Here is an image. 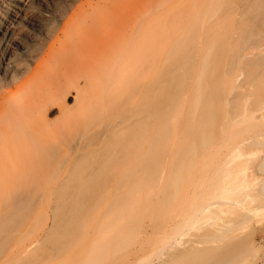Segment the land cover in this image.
Returning <instances> with one entry per match:
<instances>
[{"label":"bare ground","instance_id":"bare-ground-1","mask_svg":"<svg viewBox=\"0 0 264 264\" xmlns=\"http://www.w3.org/2000/svg\"><path fill=\"white\" fill-rule=\"evenodd\" d=\"M134 1H137L136 4L139 2V0ZM136 4L134 3L137 7ZM261 6L264 9V0L261 2ZM132 8L135 11L137 9H134L133 6ZM101 14L103 16L102 12L99 15ZM97 15L95 14L93 17L88 15V20L86 19L87 16L83 17L86 19H84L85 21L90 22L87 30L84 29L86 26L83 27V30L82 27L81 29L78 28L80 31L73 28L75 31L71 32V37L76 39H68L69 43L67 40L60 49L58 48L59 51L54 58L52 57L54 59L53 64L47 65V67L45 64V69H41L39 73L37 71V78L34 81L24 79L25 81L20 82L25 77H23L24 71H21L10 61V57L13 55L11 48L14 47V44L10 46L8 43L3 44L0 54V81L1 84L5 85L0 84V264H113L114 262H111L114 261V256L119 255L116 250L120 252L121 249H125L126 244L128 246L131 243L129 241L131 237L134 243L132 242L133 244L128 248H132L133 245L138 247L135 246L134 251L129 250L130 252H127L129 254L127 261L132 258L130 264H170L171 262L173 264V260L177 262V259L180 260L187 252H194L200 249V246L215 244L213 247H220L223 243L225 245V242H228L226 240H230L231 236L234 237V230L235 233L236 230L240 231L253 219L252 217L258 216L264 211V204H262L264 179L261 181L262 186L260 185L261 182L256 180L262 188L258 193L259 186H255V178H253L254 182L250 180L249 183L248 175L246 178L240 177L242 179L248 178L246 182L239 178L238 173H224L219 180L220 182L217 181L216 183L213 182L216 179L215 175L213 177L208 176L210 195L215 192L212 195L213 198L193 209L188 215L170 223L165 230L156 223L158 214H160L159 208L161 211L165 208L162 198L157 203L158 194L161 190H163L161 192H165V188L167 191L172 181L171 179L165 180L170 185L165 183L164 177L167 176L168 178V172L162 166H155L151 144L149 147L151 141L152 95L150 92L152 90L150 89L152 88V81L151 84L148 81L153 77H147L149 79L145 77V80L143 77L145 74H140L144 71L140 70L148 68L150 72L149 66H152V61H150L152 57L149 58L151 40L99 39L98 35L96 39L94 31L97 27L96 29L94 27L99 21ZM160 15L156 16L158 18L155 17L157 19L155 22H158V19L160 20L162 17L163 19L166 18H164L165 15ZM168 15L166 16L168 17ZM175 16L173 17L175 18ZM170 19L173 20V18ZM164 29L166 28L164 27ZM175 30L177 29L175 28ZM161 31H158L159 34L163 33ZM93 34L95 35L93 36ZM127 35L129 36V34ZM252 41L253 46L250 48L243 47L238 52V56L240 57L242 53L243 60H249L255 55L254 51H258V54L263 56L258 65L264 68V54L261 51L264 48V39H252ZM180 57L183 60L185 58L182 51ZM114 64H117V69L119 68L118 65H121L123 70L118 69L122 72H118L119 75H117L119 80L115 83L116 91L117 89L123 90L117 88L122 84L123 87L126 86L127 89L125 87L124 89L128 91V94L125 90L120 93L117 91L121 95L119 99L115 89L116 96L113 95L114 91L112 93L104 88L109 85L108 77L115 74V71L112 72L111 70ZM135 64L138 68L135 67ZM184 66H188L185 61ZM235 68L236 62H232L230 67V72H233L231 82L236 84L237 88H243L245 85L244 73L237 72ZM117 69L116 71H118ZM136 71L141 76L139 75L138 78L135 76L136 79H134V75H138ZM132 72L136 74H132ZM76 75H80V77ZM82 80L83 86H88L90 89L84 87L90 91H86L83 86H80ZM17 82L21 85L17 88H11ZM6 86L8 87L7 91L4 89ZM71 86L76 91H79L80 88L81 92L84 90L88 92L82 93L84 96L87 95L85 96L86 100H83L87 101L89 97L91 103L87 101L88 103L83 102L79 105H86L87 107L89 105V111L94 109L97 112L101 108L100 106L105 107L103 99L106 100V104L110 100L112 103V97H114L113 102L115 101L117 104L118 101L116 106H118L117 108L120 107L119 112L113 106L114 110L109 111L110 113L107 115L111 117V114L115 112L113 114L115 120H111L113 116L111 119L109 118L111 121L107 117L106 119L109 121L105 119L108 122H102L106 125H102L100 122L101 128L98 126V129L95 128L94 130L101 132H97L100 133L99 136L103 133V136L101 135L99 138L102 139L99 142V149L101 150L109 136L114 135L121 128L131 126L129 131L127 130L130 134H126V140L132 139L130 141L124 139L127 147L124 145L125 148L114 153L113 161L112 158H110L111 161L108 160L109 158L104 161L105 159L102 157L103 162L99 161V166L96 162L97 166H95L93 163L88 164L85 159L87 144L89 143L87 142V135H89L91 128L96 127L94 125L96 123L93 124V127L91 124L89 131L90 126L83 131L85 133L88 131V134H81L69 152L62 147V143L61 146L57 141V137H60L58 134L60 128L56 127L58 130L51 128L50 125L54 122L52 123L48 119V115L53 106L59 108V113L62 114L60 117L65 113L69 114L68 112L72 108L67 106L66 98ZM81 88L84 90L82 91ZM21 89L23 91L22 96L17 98L18 91ZM102 90H105V94L106 92L111 93L110 100L108 95L107 99L105 94L102 95L103 92H100ZM90 92L91 94L88 96ZM92 93L100 98V103L98 99H94L95 95ZM78 96L79 93L77 98ZM111 103L107 106V110H110L108 108H110ZM234 104L235 102H233ZM80 107L74 111L83 110L85 112L82 109L85 106H82L81 110ZM85 109L87 110V108ZM250 111L252 113L260 112V118L264 119V87L261 88L259 99L255 105H252ZM78 113L80 112L76 114ZM93 119V122L95 119L98 120V115ZM48 127L51 129L50 133ZM46 131L47 133H45ZM94 131L93 133H95ZM263 133L243 136L234 145L232 153L229 154L234 159L245 161V165L239 169L242 174H245L248 167L249 171L252 168L251 165H257L259 170L264 171ZM57 146L60 150H57ZM170 170L172 173L176 172L172 168ZM172 176L174 175L172 174ZM162 182L164 183L162 184ZM163 187L165 188L163 189ZM254 187L258 189L255 188L257 189L255 190ZM154 196H156L157 203L154 214L157 218L152 214L151 218L154 217L152 221L141 220L137 223L134 214L138 208L135 206L139 207L142 204V214L145 218L149 211L151 213L155 200ZM144 199L147 201H145V205ZM160 202L162 204L159 205ZM224 214H233L231 217L233 219L230 218L225 221L222 217ZM42 217L45 221L39 227ZM35 224L36 227L38 225V228H33ZM242 225L244 227H240ZM203 227L209 228V231L206 232L208 236L205 237V239L209 238L207 241L192 242L193 244L186 241V237L191 231H198ZM32 229H36L37 232L33 230V233ZM229 232L231 233L230 237H228ZM242 233L244 232L242 231ZM127 235H130V237L128 236L130 239ZM225 235L228 238L219 244L220 241H223L221 240L223 237L226 238ZM146 245L149 250L145 249L147 254L141 257L140 253L144 254ZM113 248L118 249L114 250Z\"/></svg>","mask_w":264,"mask_h":264},{"label":"rangeland","instance_id":"rangeland-1","mask_svg":"<svg viewBox=\"0 0 264 264\" xmlns=\"http://www.w3.org/2000/svg\"><path fill=\"white\" fill-rule=\"evenodd\" d=\"M132 1L134 0H0V54L2 53L3 44L8 43L9 46L14 44V47L11 48L13 55L10 57V61L21 71H24L23 77H25L20 82L22 83L25 80L34 81L37 78V71L39 73L47 65L51 66L53 64V58L62 45L68 39H76L71 37V32L75 31L73 28L78 30V28L81 29L82 27L83 30V27L86 26L84 29L87 30L90 22L85 20L95 14H98L97 16L99 17L98 24L96 23L94 27L95 29L97 27L96 31H94L96 35L93 34L96 39L98 35L99 39L151 40V52L149 51L151 55L149 53V58L152 57L150 60L152 61V66L149 67L150 72L152 71L153 74L149 72L148 68L140 70L148 71L146 73L140 72V74L146 75L143 76L144 79L149 76L153 77L150 78V81L147 80L149 83L152 81V88L150 89L149 87L152 90L150 92L152 95V111L151 143L149 142V147L151 144L155 157V166H162L168 172V178L165 176L167 179L164 177V181H169L170 179L172 181L170 182V184L172 183L171 185L168 181H165L170 186L168 185L167 191L163 187L165 192H161L163 191L161 190V195L158 194L159 196L157 197V203L161 198L163 199L165 208L162 211L159 208L160 214H158L156 223L165 230L167 225L188 215L193 209L213 198L212 195L215 192L210 195L211 189L210 184H208V176L213 177L215 175L216 179L213 182L216 183L223 177L224 173H238L239 178H246L248 175V182L250 183V180L252 182L255 181V186H259V189L257 187H254V189L257 188L258 193L262 190L260 185L262 186L261 181L264 179V171L259 170L257 165H251L252 168L248 171V167L246 170L248 172L246 173L245 171V174H242L239 169L245 165V161L234 159L229 154L232 153L234 145L243 136L264 132V119L260 118V112L252 113L250 111L252 105H255V102L259 99L261 88L264 87V68L258 65L263 56L259 55L258 51H254L255 55L249 60H243L242 53L240 57L238 56L240 49L253 46L252 39H264V9L261 6L263 0H139L137 4V1ZM131 5L135 7L134 9L137 8L136 11L133 10ZM101 12L103 16L102 14L99 15ZM157 15H165L164 18L166 17L165 19L162 17L163 20L158 19L161 24L155 22ZM86 16V19L83 18ZM100 16L102 17L101 20ZM170 18H173V20ZM155 25L158 27L156 28ZM164 27L166 29L163 30ZM142 28L145 29L142 30ZM169 30L171 31L169 32ZM140 31L143 33L141 34ZM158 31L168 33H162V35ZM88 37L87 39H90ZM67 43H69V40ZM181 51L185 55L184 60L180 57ZM261 51L264 54V48ZM38 59H40L39 62ZM184 61L187 62V67L184 66ZM232 62H236L235 69H237V72L244 73L245 85L243 88H237L236 84L231 82L233 72H230V67ZM116 65L114 64L111 69L112 72L115 71V74L113 73L112 77L107 76L110 82L107 87H104L110 92L114 91V89L116 91L115 83L119 80L117 75L123 71L120 67L121 65H118V69L122 70L121 72ZM135 67L138 68L136 64ZM136 73L132 72V74ZM140 74L134 75V77L137 76L138 78ZM78 76L80 77V75ZM80 83V86H83V80ZM1 85L5 86L4 84ZM20 85L17 82L14 86L11 85V88H17ZM122 85L117 88H120V90L127 89L125 85V89ZM84 86L83 88L86 91L90 89L88 86L85 87L89 89ZM72 87L68 89L69 95L66 98L67 106L72 108L68 112L69 114L65 113V115L63 114L64 118L63 116L60 117L62 114L60 115L59 108L53 106L48 115V119L52 123L54 122V124L50 125L51 128L56 130L60 128L63 131L58 130L60 137H57V141L60 145L62 143L63 146H61L69 152V150L71 151L70 148L78 141V137L85 133L83 131L90 126L89 131L91 124L92 127L95 125L96 127L91 128L89 135H87V142L89 143L87 144L85 159L88 164L93 163L95 166L98 163L100 164L99 161L103 162L102 157L105 159L104 161H107L106 159L108 158L111 161L110 158L113 157L114 153L120 152L122 148H125V142L132 139L126 140V134H130L127 130L129 131L131 126L121 128L117 133L111 135L112 137L109 136L106 139L107 141H105L104 148L101 150L99 149V142L102 139L100 140L99 138L103 133L99 136L101 132L97 131L100 132L98 134L94 130L98 126V128H101L100 126L106 125V123L103 124L102 122L107 117L108 119L112 118L115 112L111 114V117L107 115H109V111L114 110V107L119 112L120 107L117 108L118 106H116L118 105L117 97H115L116 104L115 101L113 102L114 97L111 96L110 92L105 94V90L100 91L101 93L103 92L102 95L105 94L106 99L109 97L110 100L111 96L113 100L112 103L110 100L106 104V100L102 98L105 101V107L100 106L102 109L100 108L98 110L99 113H97L98 111L96 110L97 112H95L92 108L94 112L92 110L89 111L88 104V107L82 105L87 110L79 105V103L83 104L84 102L86 104L87 101L90 103L91 101L89 97L87 101H84L86 100L85 96H87L82 94L85 91L84 89L81 88L82 91L84 90L81 92L80 88L79 91H76ZM7 88V86L4 87L5 91H7ZM123 90L119 91L117 89L119 93L123 92ZM115 91L114 93L112 92L113 95L118 93L117 91L115 93ZM22 93V89L19 90L17 98H20ZM78 93V98L82 94L79 100L77 98ZM119 93L117 95L118 99L119 96L121 97ZM90 94L91 92L88 96ZM95 97L94 99H98L99 102L100 98ZM233 102H235L234 105ZM94 103L92 102V104ZM110 103L111 106L108 108L110 110H107V106ZM80 106L85 112L81 110ZM79 107L81 111L75 112L74 110ZM111 107L113 108L111 109ZM71 111L73 114H71ZM77 112L80 113L76 114ZM118 112L116 113L118 114ZM96 113L98 120L95 119L93 122V118L97 117V115L93 117ZM111 120H115L114 116ZM100 122L102 125H100ZM49 127V130H46L50 133L51 129ZM88 131L86 132L87 134ZM91 132L93 134H90ZM127 137L129 136L127 135ZM56 148L60 150L59 146ZM170 168L177 173H172ZM253 178H255L254 181ZM247 179L242 180L247 182ZM257 179L259 183L261 182L260 185L257 183ZM154 199L151 213L150 211L146 215L144 213L145 218L142 214V204L139 205L138 203L139 207L135 206V208H138L137 210L134 208V217L136 216L137 223L141 220H145V222L152 221L154 218H151L152 214V216L157 218L156 214H154L156 213L157 205L156 196H154ZM145 201L146 199H144ZM262 202L264 204V199H262ZM160 204L162 203L160 202ZM224 215L222 217L225 221L233 217V214ZM252 218L247 224L245 223V227L244 225L240 226L244 227L241 228L244 233L240 229L241 232L236 230V233L239 231L236 234L234 230L233 235L237 239L233 236L230 237L231 233L229 232L228 237H230V240H226L228 242H225V245H223V242L224 239L228 238L226 235V238L223 237L221 239L223 241L219 243L221 244L222 242V246L213 247L215 244L200 246V249L194 252H187L180 260L177 259V262L173 260V264L178 262H181L178 264H264V211ZM44 221L45 219L42 217L39 227ZM220 223L223 222L220 221ZM35 227L36 224L33 228ZM36 228H38V225ZM208 229L203 227L198 231H191L186 237V241H189L190 244H193L192 242L207 241L209 238L205 239V237L208 236L206 233L209 231ZM33 230L35 231L36 229H32V232ZM38 231L40 232L39 229ZM33 233L32 235H34ZM128 236L130 237V235ZM129 237L128 239H130ZM129 241L131 243L128 246L126 244L127 248L134 243L132 237ZM147 245L145 246L146 248L144 247V254L140 253L141 257L147 254V251H145V249L149 250ZM126 246L125 249H121V253L116 250L118 248H113L119 255L114 256V261L111 263L130 264L129 262L132 258L127 261V255H129L127 252L134 251L138 246L133 245L132 248L128 249Z\"/></svg>","mask_w":264,"mask_h":264}]
</instances>
